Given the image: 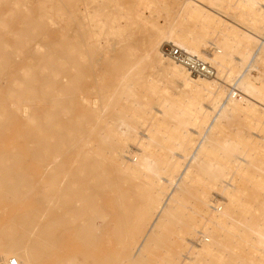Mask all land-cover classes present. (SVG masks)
Here are the masks:
<instances>
[{
	"label": "bare ground",
	"instance_id": "6f19581e",
	"mask_svg": "<svg viewBox=\"0 0 264 264\" xmlns=\"http://www.w3.org/2000/svg\"><path fill=\"white\" fill-rule=\"evenodd\" d=\"M0 216V264H264V0H0Z\"/></svg>",
	"mask_w": 264,
	"mask_h": 264
},
{
	"label": "built area",
	"instance_id": "2783aa9c",
	"mask_svg": "<svg viewBox=\"0 0 264 264\" xmlns=\"http://www.w3.org/2000/svg\"><path fill=\"white\" fill-rule=\"evenodd\" d=\"M167 43L168 46L165 49L163 48L162 44L160 46V51L163 55L173 58L175 61L183 64L191 72L197 75L207 76L212 74L213 68L209 63H206L204 60L200 59L194 54L182 50L173 42ZM11 264H18V262L16 260H12Z\"/></svg>",
	"mask_w": 264,
	"mask_h": 264
},
{
	"label": "rangeland",
	"instance_id": "374dc122",
	"mask_svg": "<svg viewBox=\"0 0 264 264\" xmlns=\"http://www.w3.org/2000/svg\"><path fill=\"white\" fill-rule=\"evenodd\" d=\"M54 30H55V31H54ZM50 33H51V35H57V34L59 33V30H57V29H52ZM167 42H169V41H165V42L162 43L164 49L168 46V43H167ZM222 81H223V80H222ZM15 136H16V135H15ZM17 141H19L20 144L24 145V141H23L22 139L17 138ZM24 204H29V201L25 202ZM24 204H23V205H24ZM14 207L16 208L17 206L15 205V206H13V208H14ZM21 209H24V208H21ZM12 211H13V209H12ZM4 219H5V218H4L3 216H0V224H1L2 221H4ZM69 239L71 240V248H70V250L77 249L78 246L75 245V244H73V237L70 236ZM76 256H77V258H78L80 261H83L84 255H83L82 253H77Z\"/></svg>",
	"mask_w": 264,
	"mask_h": 264
}]
</instances>
